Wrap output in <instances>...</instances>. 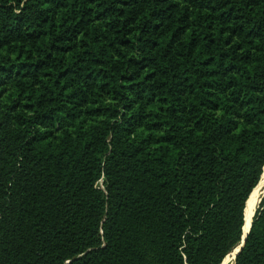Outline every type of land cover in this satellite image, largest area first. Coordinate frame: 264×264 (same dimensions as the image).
Here are the masks:
<instances>
[{"label":"trees","instance_id":"1","mask_svg":"<svg viewBox=\"0 0 264 264\" xmlns=\"http://www.w3.org/2000/svg\"><path fill=\"white\" fill-rule=\"evenodd\" d=\"M263 173L264 0H0V264H222Z\"/></svg>","mask_w":264,"mask_h":264},{"label":"bare ground","instance_id":"2","mask_svg":"<svg viewBox=\"0 0 264 264\" xmlns=\"http://www.w3.org/2000/svg\"><path fill=\"white\" fill-rule=\"evenodd\" d=\"M262 186H264V173L261 177V180L259 182V184L257 185V187L252 191L251 195L249 196V200L248 203V206L246 205V209H245V217H246V224L244 226V230L247 231L248 229V225L251 221V218H252V213H253V201H254V191L257 189V191H260L262 189ZM225 261V260H224ZM223 261V262H224ZM222 262V263H223Z\"/></svg>","mask_w":264,"mask_h":264},{"label":"water","instance_id":"3","mask_svg":"<svg viewBox=\"0 0 264 264\" xmlns=\"http://www.w3.org/2000/svg\"><path fill=\"white\" fill-rule=\"evenodd\" d=\"M259 184V183H258ZM257 184V185H258ZM257 187V186H256ZM255 187V188H256ZM264 186H262V188H263ZM254 188V189H255ZM253 189V190H254ZM252 193V192H251ZM251 195V194H250ZM263 196L264 195H262V197L259 199V203H260V201H261V199L263 198ZM247 203V202H246ZM258 203V204H259ZM258 207V206H257ZM257 207H256V209H257ZM245 209H246V205H245ZM256 209H255V211H256ZM255 211H254V213H253V215H252V218H251V221H250V223H249V225H248V229H247V231H245L244 230V226H245V224H246V217H245V213H244V225H243V228H242V231H243V235H242V238H241V242H240V244L229 254V255H231L232 256V259L234 260L235 259V257L238 255V253L240 252V250L242 249V247H243V245H244V243H245V241H246V238H247V235H248V233H249V230H250V227H251V223H252V219H253V216H254V214H255ZM228 255V256H229ZM227 256V257H228ZM232 264V263H231Z\"/></svg>","mask_w":264,"mask_h":264},{"label":"rangeland","instance_id":"4","mask_svg":"<svg viewBox=\"0 0 264 264\" xmlns=\"http://www.w3.org/2000/svg\"><path fill=\"white\" fill-rule=\"evenodd\" d=\"M262 195H264V187L260 191H257V189L254 191L253 213H254L256 207L258 206L259 199L262 197ZM253 213H252V215H253ZM232 261H233L232 256L229 255L228 257L225 258V261L222 264H231Z\"/></svg>","mask_w":264,"mask_h":264}]
</instances>
